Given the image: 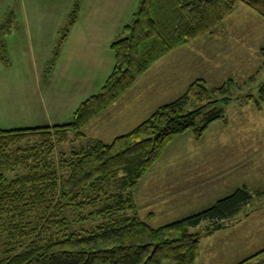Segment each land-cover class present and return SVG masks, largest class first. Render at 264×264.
Instances as JSON below:
<instances>
[{"label":"trees","instance_id":"trees-1","mask_svg":"<svg viewBox=\"0 0 264 264\" xmlns=\"http://www.w3.org/2000/svg\"><path fill=\"white\" fill-rule=\"evenodd\" d=\"M239 4L264 19V0H139L130 22L110 45L115 58L111 74L96 94L78 105L71 122L0 129V219L6 215L10 240L0 264H194L200 235L191 230L202 223L217 226L251 202L255 193L242 186L202 211L153 228L139 218L131 198L123 194L132 190L172 138L189 130L200 135L221 118V110L202 114L198 108L187 109L191 101H204L226 90L207 89L201 81L191 83L181 97L110 143L90 140L72 152L63 160L65 172L57 174L52 165L55 143L66 141L69 133L83 136V128L152 64L211 32ZM76 16L77 4L60 30L54 56ZM11 21L9 15L0 24V35L10 31ZM0 58L5 61L3 40ZM260 92L264 94V83ZM20 169L23 173L17 172ZM110 182L118 189L113 203H104L92 213L104 221L91 229H73L61 214L67 207L61 201L81 208L79 201L88 198L89 187ZM89 198L95 203L96 198ZM26 237L29 242L24 244Z\"/></svg>","mask_w":264,"mask_h":264},{"label":"rangeland","instance_id":"rangeland-1","mask_svg":"<svg viewBox=\"0 0 264 264\" xmlns=\"http://www.w3.org/2000/svg\"><path fill=\"white\" fill-rule=\"evenodd\" d=\"M3 21L6 23L8 17ZM4 35L1 33V41ZM185 45L186 49L179 53L183 55L181 72L178 73L175 64H166L167 70L163 66L162 73L161 69L155 76L149 73L150 78L143 82V86L150 84L148 100L143 108H134V116L129 120L119 123L121 130L123 127L132 130L136 121H145L158 108L181 97L196 81L207 89L223 86L226 90L212 93L204 101H191L187 109L198 108L202 114L221 110V118L200 135L189 130L172 138L132 190L123 194L131 198L139 218L157 228L202 211L245 186L255 194L236 216L223 221L219 229L202 223L191 230L200 235L198 258H201L194 264H264V94L260 92L264 83V19L239 4L211 32ZM159 75L167 86L164 81L161 84ZM112 130L119 131L110 129L108 137ZM89 142L85 134L75 138L69 133L66 141L55 143L52 165L57 174L65 172V167L61 168L63 160ZM117 190L114 182L89 187L88 198L79 201L81 208L75 202L61 201L63 205L67 203L61 214L73 229H91L104 221L92 213L104 203L112 204ZM89 197L96 198L95 203L91 204ZM1 217L0 258H3L10 240L5 231L8 220L5 214ZM28 242L26 237L24 244ZM238 254L247 256L240 259Z\"/></svg>","mask_w":264,"mask_h":264},{"label":"crops","instance_id":"crops-1","mask_svg":"<svg viewBox=\"0 0 264 264\" xmlns=\"http://www.w3.org/2000/svg\"><path fill=\"white\" fill-rule=\"evenodd\" d=\"M138 3L139 0H0V24L6 16L12 18V28L2 36L5 61L0 58V129L53 127L71 122L78 105L96 94L111 74L115 58L110 45L130 22ZM75 4L76 19L54 56L60 30ZM185 47L173 49L152 64L132 87L83 128L85 137L109 143L106 140L129 132L124 127L122 131L119 123L129 120L134 108H143L148 100L150 84L143 86L144 80L150 78L149 73L155 76L158 69H166V64H175L181 72L183 55L179 53ZM164 84L167 86L166 81ZM142 121H136L135 126ZM98 127L101 128L96 131ZM113 128L118 133L112 130L108 137ZM238 256L241 259L247 255Z\"/></svg>","mask_w":264,"mask_h":264},{"label":"water","instance_id":"water-1","mask_svg":"<svg viewBox=\"0 0 264 264\" xmlns=\"http://www.w3.org/2000/svg\"><path fill=\"white\" fill-rule=\"evenodd\" d=\"M220 227H221V225L218 224V225L215 227V229H219Z\"/></svg>","mask_w":264,"mask_h":264}]
</instances>
